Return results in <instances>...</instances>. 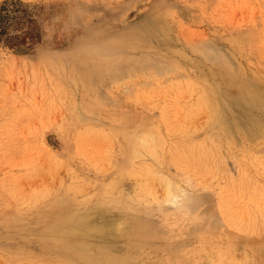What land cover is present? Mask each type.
Listing matches in <instances>:
<instances>
[{"label": "rangeland", "instance_id": "1", "mask_svg": "<svg viewBox=\"0 0 264 264\" xmlns=\"http://www.w3.org/2000/svg\"><path fill=\"white\" fill-rule=\"evenodd\" d=\"M67 263L264 264V0H0V264Z\"/></svg>", "mask_w": 264, "mask_h": 264}, {"label": "bare ground", "instance_id": "2", "mask_svg": "<svg viewBox=\"0 0 264 264\" xmlns=\"http://www.w3.org/2000/svg\"><path fill=\"white\" fill-rule=\"evenodd\" d=\"M7 67V66H6ZM7 70V69H6ZM166 125V124H165ZM167 126V125H166ZM139 142L143 145V147L145 149H147L148 151H153L157 145H158V139L157 138H154L153 136H149V135H146L144 137H141L138 139ZM140 150V149H139ZM138 150V151H139ZM62 233H69L70 232V229L69 228H65L61 231ZM66 237H62L63 240H66L65 239ZM232 259V258H231ZM68 264V263H67Z\"/></svg>", "mask_w": 264, "mask_h": 264}]
</instances>
